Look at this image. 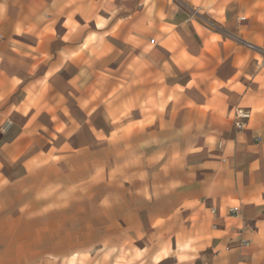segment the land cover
Masks as SVG:
<instances>
[{
  "label": "rangeland",
  "instance_id": "374dc122",
  "mask_svg": "<svg viewBox=\"0 0 264 264\" xmlns=\"http://www.w3.org/2000/svg\"><path fill=\"white\" fill-rule=\"evenodd\" d=\"M168 1L201 34L206 28L219 31L211 14L229 3L214 1L196 13L186 2ZM259 5L255 18L243 14L246 31L248 21L258 27L263 21V1ZM150 16L141 40L151 56L144 60V75L139 57L133 69L123 61L116 70L112 65L87 73L80 105L72 95L62 102L56 90L45 99L41 84L31 86L16 108L20 119L2 122L0 264H264V235L251 229L242 234L240 222L239 233L229 235L228 222L220 231L217 206L187 200L198 171L186 157L204 142L221 148L223 138L191 137L195 122L164 121V104L172 98L164 89L169 72L154 51L158 45L173 50L175 43L163 37L168 33L173 40V27L156 24L152 10ZM248 34L247 40L223 42L211 35L204 51L260 43L257 34L248 41ZM152 38L155 44L148 42ZM198 76L191 74L192 83ZM245 109L252 118L259 108ZM14 110L9 107L2 120ZM219 123L232 127L225 118ZM237 203L230 201L220 216L233 215L229 209ZM223 235L230 239L217 243Z\"/></svg>",
  "mask_w": 264,
  "mask_h": 264
},
{
  "label": "crops",
  "instance_id": "0c3cea01",
  "mask_svg": "<svg viewBox=\"0 0 264 264\" xmlns=\"http://www.w3.org/2000/svg\"><path fill=\"white\" fill-rule=\"evenodd\" d=\"M181 1L197 13L219 0H198V5L196 0ZM260 1L263 21L259 27L248 21L246 31L241 26L246 20L243 14L249 11L255 18L261 10ZM228 2L223 10L220 7L217 14H211L219 31L206 28L201 34L193 20L175 10L168 0H0V128L5 122L13 124L20 119L16 108L31 86L41 84L45 99L53 97L56 90L62 102L72 95L80 105L82 76L87 73L93 75L112 65L116 70L123 61L127 69H133L134 58L139 57L144 75L149 69L144 60L149 62L151 56L141 40L152 10L156 24L173 27L174 39L165 33V42L175 43L173 50L158 45L154 51L158 63L169 72L164 73V89L172 98L164 104V121H175L179 126L195 122L191 137L223 138L221 148L204 142L186 157L189 167L198 171L196 181L191 178L193 192L187 200L217 206L215 219L223 227L220 231L226 230L228 222L229 235L239 233L240 222L242 234L251 229L264 235V54L240 45L222 53H209L203 47L204 40L214 34L223 42L236 37L245 40L249 32L248 41L257 34L260 42L264 0ZM152 39L148 42L155 44ZM183 73L184 83L179 81ZM191 74L199 75L194 83ZM11 106L15 107L13 115L2 120ZM235 107L259 108L245 129L233 126ZM222 118L230 120L232 127H223L219 123ZM233 200L238 202L234 206L239 212L220 216ZM229 235L216 242L227 243Z\"/></svg>",
  "mask_w": 264,
  "mask_h": 264
},
{
  "label": "built area",
  "instance_id": "2783aa9c",
  "mask_svg": "<svg viewBox=\"0 0 264 264\" xmlns=\"http://www.w3.org/2000/svg\"><path fill=\"white\" fill-rule=\"evenodd\" d=\"M153 42V39L151 40ZM247 46L251 49H260L264 51V31L260 35V43L257 45H254L253 43L247 42ZM250 117V113L247 109L242 108V107H235L233 109V119H234V126L236 129H243L248 123ZM231 214L235 215L239 212V207L238 206H233L230 208ZM242 243L247 244V241L242 240Z\"/></svg>",
  "mask_w": 264,
  "mask_h": 264
}]
</instances>
